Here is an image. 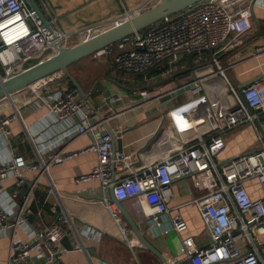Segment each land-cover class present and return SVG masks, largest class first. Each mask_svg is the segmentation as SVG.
<instances>
[{"label":"built area","instance_id":"1","mask_svg":"<svg viewBox=\"0 0 264 264\" xmlns=\"http://www.w3.org/2000/svg\"><path fill=\"white\" fill-rule=\"evenodd\" d=\"M158 1L161 0H152V4ZM255 7L264 10V0H202L92 53L94 59L107 58L115 71L141 75L162 64L167 74H174L179 70L176 64L185 55L192 54L199 61L187 80L170 89L174 93H194L181 109L173 108L169 113L179 120L171 119L181 148L139 171L135 169L138 162L134 153L114 147L106 119L99 116L98 121H91L98 110L84 102L75 87H69L63 74L45 76L0 99V235L11 238L10 264L30 261L33 253L42 255L45 264H61L67 249L59 246L64 232L58 223L44 225L33 232L31 239L16 237L17 230L29 228L25 214L43 175L48 176L51 167L85 153H94L96 164L89 172L76 174L74 181L97 180L103 191L113 190L115 199H131L142 208L147 205L143 214L158 226V216L169 212L167 203L174 179L188 177L200 191L193 202L210 242L198 249L191 236H184L181 255L164 257L166 264H264V138L256 122L264 132L260 119L264 114V70L247 84L234 83L226 75L239 63L264 55V38L249 53L228 54L234 45L243 44L252 31ZM49 23L52 31L25 0H0V81L19 72L22 63L30 58L45 59L55 54L58 42L67 44L71 36L56 28L54 19ZM101 24L83 31L85 37L81 40ZM224 54H228L225 64L221 61ZM258 66L261 68L263 63ZM241 75L235 76L239 80ZM25 93H30V98H21ZM140 95L142 103L152 99L149 90ZM153 99H159V95ZM115 100L111 97L109 102ZM27 106L44 107L46 116L51 117L46 121L62 126L46 140L38 141L34 159H27L11 144L13 122H18L24 131L28 128L23 120ZM34 128L37 137L45 126ZM243 131L257 144L220 157L227 148V137ZM91 132H97V137L89 145L67 151L75 138ZM8 179L16 189L25 187L19 204L5 186ZM103 201L112 210L123 240L131 247L135 241L132 231L122 221L119 210L107 199ZM51 210L57 213L55 207ZM10 213H17L12 223L8 222ZM170 224L176 233L187 229L179 211L170 215Z\"/></svg>","mask_w":264,"mask_h":264},{"label":"crops","instance_id":"2","mask_svg":"<svg viewBox=\"0 0 264 264\" xmlns=\"http://www.w3.org/2000/svg\"><path fill=\"white\" fill-rule=\"evenodd\" d=\"M34 2L47 20L54 19V26L71 36L66 41L68 46L84 38L82 32L91 25L104 22H109L110 25L152 4V0H50V3L47 0H34ZM253 22L254 27L243 43L245 47L242 52L249 53V50L264 38L263 9L254 8ZM109 25L96 28L98 30H93L91 35ZM186 57L188 56L179 59V63L176 64L179 70L174 74H167V67L164 64L146 76L115 71L109 61L93 62L89 57L82 58L69 67L71 74L86 94V97L81 95V99L98 110V114L91 118V121H98L99 116L106 119V127L112 132L114 147L134 153L138 162L135 169L138 171L181 148L179 133L171 120L174 118L170 117L169 113L173 108L181 109L194 93L184 90L174 93L170 89L187 80L188 74H191L199 64L196 60L190 63ZM260 62L263 63L261 68L258 66ZM262 70L264 55L260 59L249 58L235 66L233 74L238 77L242 73L239 80L234 77L235 83L251 80L260 75ZM144 90H149L152 96L146 103H142L140 95ZM190 93L193 96L187 97L186 95ZM157 95L159 99H153ZM111 97L116 98L115 102H109ZM38 107L24 108L23 120L28 126L26 131L18 122L12 123L11 144L27 159H34V146L39 140H46L62 129L59 123L50 125L47 121L51 120V117L46 116L47 110ZM174 120L179 121L178 118ZM41 124L45 128L36 137L34 127L37 128ZM166 129L167 131L162 133ZM190 132L187 130L186 133ZM96 134L97 132H91L75 138L68 145L67 151L86 147L97 137ZM240 134L247 136L245 131ZM245 140L246 138L241 139L239 134L229 135L227 148L220 156L234 155L246 150L249 142ZM95 164L96 155L85 153L51 167L48 176L43 175L41 185L35 188L31 199L29 198V212L25 214V218L30 229L25 231L20 227L16 237L31 239L33 232L40 230L44 225L58 223L64 232L59 246L67 249L63 253L61 264H166V257L181 255V238L184 236H191L198 249L209 244L210 238L193 202L201 193L194 188L188 177H179L171 183L172 195L167 203L169 212L158 216L160 226L143 214V208H149L147 205H143L142 208L134 205L131 199L121 200L122 209L152 247L160 253V258L142 245L124 214L115 203H112L119 210L122 221L130 228L132 238L136 241L131 247L128 246L114 222L112 210L103 201L104 198L110 200V189L103 191L97 180L84 183L74 181L76 174L89 172ZM5 186L11 194H15L17 203H21L25 187L16 189L11 179L5 181ZM52 207H55L57 213L51 210ZM175 211H179L187 223V229L183 233H176L171 228L170 215ZM16 215L17 213H10L8 222L12 223ZM10 239L8 235H0V264H10ZM32 256V260L18 264H45L42 255L33 253ZM182 264L189 263L183 261Z\"/></svg>","mask_w":264,"mask_h":264},{"label":"water","instance_id":"3","mask_svg":"<svg viewBox=\"0 0 264 264\" xmlns=\"http://www.w3.org/2000/svg\"><path fill=\"white\" fill-rule=\"evenodd\" d=\"M27 4L36 11L37 15L42 20L43 25L52 31L49 21L44 17L41 11L38 9L34 0H25ZM202 0H161L151 4L150 6L131 14H128L114 23L112 22L107 28L92 34L91 36L76 42L73 45L66 46L61 42L57 43V52L50 55L45 59L30 58L24 61L21 65V69L14 75L0 81V99L3 97L26 88L31 83L37 81L40 78L59 72L70 81L83 97L86 94L83 92L79 83L75 77L69 71V67L82 58L89 57L97 50L103 49L112 45L123 38L134 34L140 30H143L162 19L183 11L187 7L196 4ZM50 3V0H47ZM49 52L48 50L45 53ZM264 76V74L262 75ZM261 76V77H262ZM247 81L244 84L249 83ZM243 84V85H244ZM170 97V95H168ZM257 126L260 128L264 138V132L257 120ZM113 190L110 189L109 202L115 203L120 212L124 214L132 227L137 239L147 249L152 251L157 257L160 258V253L156 251L152 245L147 241L140 230L135 226L129 215L122 209L121 200L114 199Z\"/></svg>","mask_w":264,"mask_h":264},{"label":"rangeland","instance_id":"4","mask_svg":"<svg viewBox=\"0 0 264 264\" xmlns=\"http://www.w3.org/2000/svg\"><path fill=\"white\" fill-rule=\"evenodd\" d=\"M101 24V23H100ZM107 25H109V22H105V23H102L101 25H99L98 27H100V28H103V27H106ZM94 27H91V28H89V29H87V30H85V31H90V30H92ZM96 30H98V29H96ZM97 32H99V31H96L95 33H97ZM95 33H93V34H95ZM90 35V34H89ZM87 37V36H86ZM73 43H71V45H72ZM234 47V52H236V54H239V52L241 51V48H244L245 46L242 44V43H237L236 44V47H235V45L233 46ZM89 59L91 60V61H95V62H101V61H107L108 62V59L107 58H103V57H101V58H98V59H94L92 56H89ZM109 63V62H108ZM70 71V70H69ZM226 75H227V77L229 78V80H231V81H233L234 83L236 82V80H235V75L233 74V70H227V73H226ZM187 97H192L193 96V94H188V95H186ZM30 98V93H25V94H23L22 96H21V98ZM260 119H261V121H263L264 122V114H261L260 115ZM187 132V130L185 131V133ZM239 136H241V139H244V138H246V142L248 143L249 142V145H248V148L247 149H249V148H251V147H254L257 143L256 142H254V139L253 138H251V137H249V135L247 134V136L245 135V134H239ZM221 157V156H220Z\"/></svg>","mask_w":264,"mask_h":264},{"label":"trees","instance_id":"5","mask_svg":"<svg viewBox=\"0 0 264 264\" xmlns=\"http://www.w3.org/2000/svg\"><path fill=\"white\" fill-rule=\"evenodd\" d=\"M236 47V46H235ZM235 50L234 49H232V50H230L229 51V53L228 54H232L233 52H234ZM243 51V48H241V51L240 52H242ZM228 54H224L223 56H222V58H221V61H222V63L223 64H225V62H226V58H227V56H228ZM185 56H188V57H186V60L187 61H189L190 63L192 62V60H195L194 59V56L191 54V55H185ZM184 56V57H185ZM161 65H159V67H160ZM163 67V66H162ZM156 69V68H155ZM155 69L154 70H152L151 72H153V71H155ZM150 72H148V74H149ZM147 74V75H148ZM144 76H146V75H144ZM68 85H69V87H73V85L70 83V81L68 80ZM44 207H45V205H44Z\"/></svg>","mask_w":264,"mask_h":264}]
</instances>
